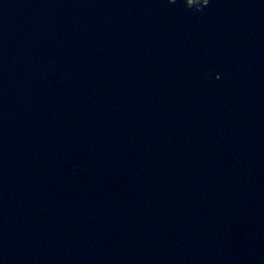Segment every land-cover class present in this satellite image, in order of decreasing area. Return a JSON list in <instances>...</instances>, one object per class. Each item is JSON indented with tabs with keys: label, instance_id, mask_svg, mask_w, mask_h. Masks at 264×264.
Returning a JSON list of instances; mask_svg holds the SVG:
<instances>
[{
	"label": "water",
	"instance_id": "obj_1",
	"mask_svg": "<svg viewBox=\"0 0 264 264\" xmlns=\"http://www.w3.org/2000/svg\"><path fill=\"white\" fill-rule=\"evenodd\" d=\"M0 264H264V0H0Z\"/></svg>",
	"mask_w": 264,
	"mask_h": 264
},
{
	"label": "trees",
	"instance_id": "obj_2",
	"mask_svg": "<svg viewBox=\"0 0 264 264\" xmlns=\"http://www.w3.org/2000/svg\"><path fill=\"white\" fill-rule=\"evenodd\" d=\"M203 1H205V0H197V1H195V2H193V3H201V2H203Z\"/></svg>",
	"mask_w": 264,
	"mask_h": 264
},
{
	"label": "rangeland",
	"instance_id": "obj_3",
	"mask_svg": "<svg viewBox=\"0 0 264 264\" xmlns=\"http://www.w3.org/2000/svg\"><path fill=\"white\" fill-rule=\"evenodd\" d=\"M189 1L195 2V1H197V0H189Z\"/></svg>",
	"mask_w": 264,
	"mask_h": 264
}]
</instances>
